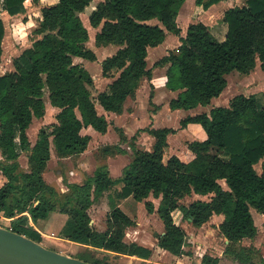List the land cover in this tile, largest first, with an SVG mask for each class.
<instances>
[{
    "label": "trees",
    "instance_id": "1",
    "mask_svg": "<svg viewBox=\"0 0 264 264\" xmlns=\"http://www.w3.org/2000/svg\"><path fill=\"white\" fill-rule=\"evenodd\" d=\"M91 1L58 0L43 6L42 20L33 30L40 37L14 58L13 70L0 75V170L7 178L0 187V214L12 219L10 229L41 243V235L29 224L30 218L36 221L60 211L69 215L63 232L67 239L148 259L150 248L125 242L126 229L136 221L111 200L110 194L112 210L107 215V230L98 231L91 225L92 205L123 183L115 197L133 196L145 201L150 213L154 204L149 196L160 198L157 212L164 233L156 237L162 249L184 254L187 234L176 222L175 212L181 213V221L195 226H202L214 215H223L218 228L229 241L225 254L242 264H264V256L255 246L242 244L258 234L252 210L264 213V101L256 94H238L228 106H216L209 113L190 114L183 119V128L199 123L206 133L203 140L187 142L184 156L167 153V136L174 129H149L156 139L152 150L138 149L133 143L132 161L118 179L101 166L84 182L68 184L66 193L44 179L51 159V137L57 157L79 156L90 140L81 130L91 126L105 133L109 126L96 109L91 74L74 63L75 57L97 59L87 46L89 31L80 16ZM185 1L104 0L92 11L90 24L101 26L96 45L119 47L102 62V74L114 78L109 91L97 96L106 111L122 113L126 100L135 98L143 80L152 79L148 48L163 43L167 32L179 36L181 44L154 66L169 65L167 85L180 90L170 101L173 110L210 104L225 90L227 75L233 71L249 74L258 61L264 71V0H246L242 6L227 9L223 20L228 32L223 41L202 21L190 23L182 34L177 18ZM221 1L196 3L209 9ZM25 2L0 0V12L4 9L17 16L25 12ZM4 37L5 25L0 17V62ZM46 91L51 104L60 108L57 122L42 128L31 146L27 129L34 118L45 115ZM121 137L127 140L123 134ZM22 152L28 153V170H23L19 162ZM125 152L119 145L101 147L104 157ZM261 161L259 172L256 165ZM194 193L209 199L182 202ZM202 262L217 264L218 258L205 255ZM91 263L107 264L98 259Z\"/></svg>",
    "mask_w": 264,
    "mask_h": 264
},
{
    "label": "crops",
    "instance_id": "2",
    "mask_svg": "<svg viewBox=\"0 0 264 264\" xmlns=\"http://www.w3.org/2000/svg\"><path fill=\"white\" fill-rule=\"evenodd\" d=\"M102 1H104V0H102ZM57 2H58V0H39L38 2H34L33 0H26L25 12L21 13L17 16H11L6 10L2 9L0 12V17L2 18L4 25H5V37L3 40V53H4L5 39H7V37H9V40H13L12 37L17 38V36H19V39H23V40H24V38L29 37L30 32L33 33V30H34L33 26L36 24V22L39 24L40 21L42 20V12H41L42 7L46 6V5H52V4H55ZM91 3H92V1H91ZM90 4H89V6H90ZM97 5H92L91 13L94 9H96ZM237 6H239V5H237ZM212 7L214 9L215 8H222L218 4L213 5ZM230 7L226 6V10L229 9ZM232 7H234V6H232ZM87 8H88V6L86 7V9ZM86 9H85V11H86ZM85 11L82 12L80 14V16L82 18V16L85 14L86 23H85V21H83V22L89 31L90 38H92L91 32L92 31L95 32L93 35L94 39H95L96 34L101 29V26L93 27L89 22V16L91 13L90 14H88V13H89L90 9L88 10L87 13ZM223 16H224V13H223ZM202 22H205V21L202 20ZM205 23L207 24V22H205ZM222 23L224 24V26L226 28V32H225L223 38L219 39L221 41H223L226 38V35L228 32V26H226L227 23L223 20V18H222ZM172 34H171V32H167L166 38H165L163 43L159 44L158 46L148 48L147 63H148V66L150 68H152L153 76H152L151 80H143L140 87L138 88L136 96H135V98L137 97V100L132 102V104H133L132 106L134 108L133 112H132V109H129L128 105H126L128 100H130L132 98H128L126 100V102L124 104V110L122 113H115V112H111V111H106L103 108V106L100 104V102L98 101L97 97L94 98L95 106H96L98 113L100 115H104L106 117V119L109 122V126H108V129L105 133L100 132L102 135L97 134L95 132L97 130H95L91 126L84 127L81 130V133L83 135H89L90 136V140H89V143L87 145V148L80 154L81 158L78 160V163L82 169H85V168H88V167H91L92 165H94V167L90 170V171H93V175H90V176H94L95 172L97 171V169L99 167L106 166L109 170L111 177H113L115 179L122 177L123 170L125 169V167H127L130 164V162L132 161V158H133V143L138 149L152 150L156 139L153 135H151L149 133V131H148L149 129H160V128H165V127L174 129L175 132L170 133L167 136V141H168L167 150L169 149V152L171 154L176 153V154H179L181 156H184V153L186 151L187 142H190L193 140H203L206 138V133H205L203 127L201 126V124H199V123H190L186 127L183 128L181 126V121L183 119H185L190 114H197V113H203V112L209 113L213 107L228 106L230 103V100L234 96L238 95V94H236L232 97L231 93H230L229 96L227 95V97H224L225 94L223 95L222 94L223 92H222L221 93L222 96L220 94L218 97H214L211 100V103L208 105H205V106L199 105L197 108H194L191 110H185V109H174L173 110V109H171L170 101L173 98H176L178 96V94L180 93V90H175V91L171 90L167 85V82H168L167 70L169 68V65L154 66V64L158 60L163 58L165 55H167L169 53V51L177 49L179 47V45L181 44V42L178 39L172 41V44L169 42L170 41V35H172ZM38 37H40V36H38ZM95 45H96V43H95ZM99 47H101L103 49H111L113 51V52L111 51L112 53L110 55H108L107 57L114 55L119 48L113 44H110L107 46H99ZM115 47H117V49H115ZM26 48H28V47H26ZM94 52H95L96 57H97L98 56L97 52L96 51H94ZM3 53H2V57H1V62L3 59ZM19 55H16V57ZM107 57H105V59ZM153 60H155V61H153ZM88 61H90V60H88ZM91 62H94V61H91ZM257 66H260L259 61L257 62L256 67ZM260 68H261V66H260ZM256 70H258V69H256ZM90 72L91 71H89V73ZM235 72H238V71H233L230 74H228L227 80H228L229 76ZM256 72H255V70H253L249 74H243L240 72H238V73L245 75V76H249V77L251 76L252 77L254 74H256ZM91 76H92V74H91ZM103 77H104V79L108 80V77H106L104 75H103ZM92 78H93V76H92ZM113 80H114V78H112L111 81H108L106 89L101 91V92L109 91V88H110L109 86L113 82ZM93 82H94V78H93ZM93 85H94V83H93ZM259 89H261V88L256 87V90H259ZM244 95H246V94H244ZM249 95H252V94H249ZM249 95H246V96H249ZM162 96H164L165 99L169 98L170 101L163 104L164 100L163 101L161 100ZM217 98H220V100L215 101V99H217ZM213 100H214V102H213ZM45 105H46V101H45ZM49 105L51 107L58 108L60 111V108L52 105L51 102L49 103ZM149 107H153L155 109L152 111L151 114L149 113ZM140 110H143L142 112L146 115L143 119L144 120L143 122H145L144 123L145 125L143 123L141 124L139 122L140 116H138V113ZM179 110H181V111H179ZM58 113H57V115H58ZM118 115H120V117ZM161 115L166 116V120H165L166 124H160L159 123ZM45 116H46V112H45V115L43 117L34 118L33 121L35 119L36 120L43 119ZM111 116H118L117 117L118 119L115 120V124L110 121ZM146 117H147V119H146ZM56 122H57V116H56V121L52 122V123H56ZM32 123H31V125H32ZM175 123H178V124L180 123V129L177 128ZM31 125L27 129V134H28V138H29V141L31 143V146H34L35 143L37 142L38 135L36 134L34 137H32L30 135L29 131H30ZM47 126L48 125L41 127L40 130L42 128H47ZM40 130H39V132H40ZM39 132H38V134H39ZM97 132H99V131H97ZM122 134L124 135V137L127 140H122V137H121ZM172 136H177L178 138L179 137L185 138L187 141L183 142L184 140L181 139L183 144H182V147L181 146L179 147V145H178L179 143L177 141H174L173 143H171V137ZM133 138H135V139L133 140ZM52 139H53V137L50 138V140H51V158H52V156H54L59 160L69 159V157L60 158V157L56 156ZM146 141H147V143H145ZM99 144L119 145L126 152L125 153H117L116 155L106 156L105 157L106 160L103 163L95 166V162H94V164H92V160H93L92 150L96 146H98ZM23 153H25V152H22V154ZM0 159H2L1 152H0ZM86 159H89V162H87ZM43 177L47 181L46 171L43 174ZM70 178L71 179L69 181L62 184L63 178L58 177L57 180L62 185L60 188V191L62 193H66L67 191H69L68 184L81 183V181H80L81 177L79 176V174L75 170H72L70 172ZM6 182H7V178L3 174V172L0 170V187L2 185H4ZM122 186H123V183H119V184L115 185V187H117L118 190H120L122 188ZM108 195H109V193H105L100 198L101 202H96L95 204L92 205V207L89 210V214L91 216V225L98 231L107 230V215L112 210V207L111 206L109 207V205L107 203L108 201H110V198ZM191 196H194L193 198H195V199H203V200H206L205 198L207 197V196H203V195H199V194H195V193L192 194ZM191 196H187V197H191ZM113 197L116 199V201H115L116 204L128 216H130L133 220L136 221L135 225L130 226L126 229L125 237H124L125 242H127V243L135 242L139 245L150 248L152 250V253L148 259H143V258H139L137 256H131V255H125V254H117L115 252H110V251L105 250L103 248H95V247H92V246H89L86 244H81V243L74 242L72 240L67 239L63 232H64V228H65V226L69 220V215L66 213L60 212V211H52L48 214V216L46 218H40L36 221H33L30 218L29 224L41 235V238H42L41 243L43 245H45L46 247H49V248L54 249L56 251H59L63 254L74 256V257L84 259V260H87L90 262L94 261L95 259H98V260L104 261L107 264H116V263H113L111 260L115 259V258H119V259L127 258V261H125V264H205L202 262L203 257L205 255H207L205 252L195 250L196 253L193 256H191V252H185L186 240H185V245H184V254L175 255V254H172L171 252L164 250L161 247H159L157 244V238H155L153 236V234H151L148 230H145L142 228V224L145 223L146 220H149L151 218H158L160 220V222L163 223V221L161 220V218L157 212L158 207L160 205V198H155L153 195L149 196L148 199L151 200L154 204V211L152 213H150L147 211V209L145 207V201H137L133 196H129L125 199H118L115 197V194H114ZM111 200H112V198H111ZM182 202H183V200H182ZM190 202H192V201H189V203ZM186 204H188V203H186ZM106 207H108V208H106ZM252 213H253V217L255 219V223H256L257 228H259L258 223H261V225L264 227V213H259L256 210H252ZM257 214H259V215H257ZM215 219H218L221 223L222 220L224 219V216L223 215H214L207 223L212 222V220H215ZM11 221H12L11 218H7V217L0 214V225L10 228ZM188 222L192 226H194L195 228H202L203 226H205L207 224V223H205L202 226H195V225H193L192 222H190V221H188ZM53 228L55 230H53ZM258 232H259V229H258ZM163 233H164V224H163V229H162V231L159 232V234H163ZM224 239H225V249H226V245L228 244L229 241L225 237H224ZM254 239H247L246 238L242 241V244L245 240H254ZM245 246H250V245H245ZM198 248H201V247L198 246ZM225 249L219 255H213L212 256L213 258H218L217 264H233L231 261H229V258H231V259H233V258L229 257L225 254ZM225 256L229 257V258H226Z\"/></svg>",
    "mask_w": 264,
    "mask_h": 264
},
{
    "label": "rangeland",
    "instance_id": "3",
    "mask_svg": "<svg viewBox=\"0 0 264 264\" xmlns=\"http://www.w3.org/2000/svg\"><path fill=\"white\" fill-rule=\"evenodd\" d=\"M100 1L102 0H92V3L90 4V6H88L85 12L87 13L88 10L90 9L88 13L90 14L92 5H97ZM244 4H246V0H224L218 3V5H220L222 8L214 9L213 7L212 8L210 7L209 9H204L202 6H199L196 3V0H186L180 9L177 21L182 28V31H183L182 34L185 35L186 29L190 23L203 20L207 22V25L210 27V29L211 28L213 29V30L211 29V31L216 36V38L221 39L223 38L226 32V28L224 24L222 23V18L224 17L223 13L226 10V6L228 7L237 6V5L242 6ZM82 19L86 23L85 14L82 16ZM36 26H38L37 22L33 26V28L35 29ZM226 26L228 25L226 24ZM94 33H95L94 31L91 32L92 38L89 39L87 45L89 48L97 52L98 54L97 60L94 62H91L84 58L75 57L74 63L81 64L85 66L89 71H91L90 73L92 74L94 78V85L91 87V92L95 98L101 91L106 89L107 82L112 80L111 77H108V80L104 79L103 74H102V61L105 59V57L110 55L113 51L111 49H103L99 46H96L95 41H94L95 39L93 36ZM36 37H38V35L30 32L29 37L24 38V40L19 39V36H17V38L12 37L13 40H9V37L5 39L3 59H2V62L0 63V75L14 69L13 60L16 57V55H19L26 47L31 46L33 40ZM176 39L179 40V36L177 37V35L175 36V34L174 35L172 34L170 35L169 42L172 44V41ZM117 47H115V49H117ZM254 70L255 72L256 71L257 72L252 77L242 75L238 72L231 74L228 78L227 88L222 93L223 95L225 94L224 97H227V95L229 96L230 93L232 97L236 94H246V95L256 94L260 96L261 99L264 101V71H262L260 66H257ZM256 87H260L261 89L256 90ZM48 96H49L48 92L46 91L44 95V99L46 101V116L43 119H39V120L35 119L33 121L30 131H29L32 137H34L36 134L38 135V132L41 127L45 125H49L52 122L56 121V116H57V113L59 112V109L55 107H51L49 105L50 100ZM136 100H137V97L128 100V102L126 103L129 109H132V112L134 109L132 106L133 105L132 102ZM161 100L162 101L164 100L163 104L170 101L169 98L165 99L164 96H162ZM218 100H220V98L215 99V101H218ZM153 110H155L153 107H149L150 114L152 113ZM142 111L143 110L139 111L138 116H140L139 122L141 124L142 123L144 124L145 122H143L144 121L143 119L146 115ZM118 116L120 117V115ZM118 116H111L110 121L115 124V120L118 119L117 118ZM165 120H166V116L161 115L159 123L166 124ZM175 125L177 126L178 129H180V123L179 124L175 123ZM50 130H52V128ZM95 132L99 135H102L100 132H97V131ZM181 139L184 140L183 142L187 141L185 138H180V137L178 138L177 136H172L171 143H173L174 141H177L179 143L178 144L179 147L180 146L182 147L183 143ZM145 143H147V141ZM104 145L106 144H99L92 150V157H93L92 164H94L95 162V166L103 163L106 160V158L101 153V147H103ZM167 153L171 154L169 152V149L167 150ZM27 154L28 153L25 152L19 157V162L23 170H28ZM80 158L81 156L79 155V156L69 157V159L67 160L66 159L59 160L56 157L52 156V158L48 162V167L46 170L47 181L60 191V188L62 185L57 180L58 177L63 178L62 184H64L71 179L70 172L72 170H75L81 177L80 178L81 183L84 182L87 177H89L90 175H93V171H90V170L94 167V165H92L91 167L87 166L88 168L82 169L78 163V160ZM86 161L89 162V159H86ZM262 163L263 161H261L260 163L256 165V169L259 172H261L262 170ZM221 183L224 187H227L224 181H221ZM116 190H118V188L113 187L109 192H106L112 196L111 198L114 203H116L115 202L116 199L113 197V195L115 194ZM193 197L194 196L186 197L183 200V202L189 203V201H193L195 199ZM205 199L208 200L209 197L207 196ZM98 202H101V200ZM107 203L110 207L111 206L110 201H108ZM174 218L176 222L180 223L186 231L187 239H186L185 252H191V256L195 255L196 251L199 250L201 252H205L207 255L212 257L213 255H219L225 249V239L223 235L220 233V230L218 228L220 224V221L218 219L212 220V222L207 223L202 228H195L188 221H184V220L181 221L180 212H175ZM258 226H259L258 228L259 232H258L257 237L254 240H245L243 244L255 246L264 255V227L261 225V223H258ZM142 228L145 230H148L151 234H153L155 238H157L156 236L163 229V223L160 222L158 218H151L149 220H146L145 223L142 224ZM53 230L55 229L53 228ZM198 246H200L201 248H198ZM226 258H229V257H226ZM111 261L116 264H125V261H127V258H123V259L115 258V259H112ZM229 261H231L233 264L235 263L241 264L238 261L231 259V258H229Z\"/></svg>",
    "mask_w": 264,
    "mask_h": 264
},
{
    "label": "water",
    "instance_id": "4",
    "mask_svg": "<svg viewBox=\"0 0 264 264\" xmlns=\"http://www.w3.org/2000/svg\"><path fill=\"white\" fill-rule=\"evenodd\" d=\"M228 242V241H227ZM0 264H94L0 225Z\"/></svg>",
    "mask_w": 264,
    "mask_h": 264
}]
</instances>
